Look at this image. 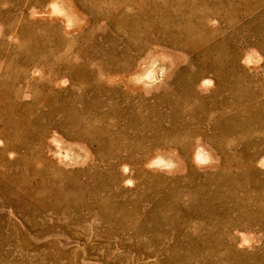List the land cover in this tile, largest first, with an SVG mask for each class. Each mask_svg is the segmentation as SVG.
<instances>
[{
  "label": "rangeland",
  "instance_id": "374dc122",
  "mask_svg": "<svg viewBox=\"0 0 264 264\" xmlns=\"http://www.w3.org/2000/svg\"><path fill=\"white\" fill-rule=\"evenodd\" d=\"M0 264H264V0H0Z\"/></svg>",
  "mask_w": 264,
  "mask_h": 264
},
{
  "label": "water",
  "instance_id": "95a60500",
  "mask_svg": "<svg viewBox=\"0 0 264 264\" xmlns=\"http://www.w3.org/2000/svg\"><path fill=\"white\" fill-rule=\"evenodd\" d=\"M53 6H57V3L54 2ZM70 15V12L65 15V17H68V23L72 22V17ZM174 65L175 62L170 55L164 53L155 55L150 60L145 72L134 75L133 80L147 86H155L171 72ZM54 144H56L58 148L57 156L61 163L76 165L87 160V156L84 152L70 143L55 138ZM199 156H201V154ZM149 165L157 169L175 171L178 169L180 162L171 152H159L151 158Z\"/></svg>",
  "mask_w": 264,
  "mask_h": 264
},
{
  "label": "bare ground",
  "instance_id": "6f19581e",
  "mask_svg": "<svg viewBox=\"0 0 264 264\" xmlns=\"http://www.w3.org/2000/svg\"><path fill=\"white\" fill-rule=\"evenodd\" d=\"M188 1H189V0H188ZM171 2H172V1H171ZM174 2H175V0H174ZM176 2H177V1H176ZM196 2H197V1H196ZM182 3H183V2H182ZM194 3H195V2H194ZM164 4H165V3H164ZM178 4H180V3H178ZM197 4H198V3H197ZM159 5H161V4H159ZM191 5H192V4H191ZM195 5H196V3H195ZM167 6H168V4H167ZM175 6H176V5H175ZM175 6H174V7H175ZM178 6H179V5H178ZM157 7H158V6H157ZM170 7H171V6H170ZM176 7H177V6H176ZM189 7H190V6H189ZM192 7H193V6H192ZM194 7H195V6H194ZM194 7H193V8H194ZM196 7H197V6H196ZM199 7H200V6H199ZM199 7H198V8H199ZM162 8H164V6H163ZM172 8H173V7H172ZM172 8H170V9H172ZM177 8H178V7H177ZM158 9H159V8H158ZM168 9H169V8H168ZM168 9H167V10H168ZM191 9H192V8H191ZM142 10H143V9H142ZM197 10H198V9H197ZM155 11H156V10H155ZM164 11H165V10H164ZM181 11H182V10H181ZM185 11H186V8H185ZM199 11H200V10H199ZM152 12H153V11H152ZM176 12H177V11H176ZM179 12H180V11H179ZM183 12H184V11H183ZM188 12H189V11H188ZM188 12H187V13H188ZM195 12H197V11H195ZM201 12H202V11H201ZM204 12H205V11H204ZM204 12H203V13H204ZM129 13H130V12H129ZM146 13H147V12H146ZM170 13H171V12H170ZM170 13H169V14H170ZM207 13H208V11H207ZM125 14H126V13H125ZM147 14H148V13H147ZM153 14H154V13H153ZM156 14H157V13H156ZM163 14H164V13H163ZM166 14H167V11H166ZM178 14H179V13H178ZM183 14H184V13H183ZM183 14L180 13V16L183 15ZM201 14H202V13H201ZM204 14H206V12H205ZM208 14H210V12H209ZM127 15H128V14H127ZM154 15H155V14H154ZM157 15H158V14H157ZM173 15H174V14H173ZM189 15H191V14H189ZM206 15H207V14H206ZM133 16H134V15H133ZM148 16H149V15H148ZM197 16H198V15H197ZM201 16H202V15H201ZM159 17H160V16H159ZM170 17H171V16H170ZM199 17H200V16H199ZM139 18H140V17H139ZM151 18H152V17H151ZM174 18H175V17H174ZM185 18L187 19L188 17H185ZM201 18H202V17H201ZM203 18H204V17H203ZM120 19H121V18H120ZM122 19H123V18H122ZM143 19H144V17H143ZM157 19H158V18H157ZM161 19H162V18H161ZM161 19L158 20V21H161ZM168 19H170V18H168ZM193 19H194V18H193ZM198 19H199V18H198ZM133 20H134V19H133ZM133 20H131V21H133ZM135 20H136V18H135ZM170 20H171V19H170ZM172 20H173V19H172ZM175 20H176V19H175ZM194 20H195V19H194ZM201 20H202V19H201ZM119 21H120V20H119ZM141 21H142V20H141ZM151 21H152V20H151ZM162 21H163V20H162ZM133 22H134V21H133ZM142 22H143V21H142ZM171 22H172V21H171ZM181 22H182V21H181ZM184 22H185V21H184ZM203 22H204V21H203ZM203 22H202V23H203ZM125 23H126V22H125ZM128 23H129V22H128ZM140 23H141V22H140ZM164 23H165V22H164ZM195 23H196V22H195ZM197 23H198V22H197ZM167 24H168V23H167ZM187 24H188V23H186V25H187ZM143 25H144V24H143ZM145 25H148V24H145ZM168 25H169V24H168ZM177 25H178V24H177ZM182 25H183V24H182ZM203 25H204V24H203ZM128 26H129V25H128ZM128 26H127V27H128ZM134 26H135V25H134ZM134 26H133V27H134ZM154 26H155V25H154ZM180 26H181V25H180ZM180 26H179V27H180ZM127 27H126V28H127ZM131 27H132V24H131ZM143 27H144V26H143ZM147 27H148V26H147ZM128 28H129V27H128ZM135 28H136V27H135ZM144 28H145V27H144ZM164 28H165V27H164ZM169 28H170V26H169ZM180 28H181V27H180ZM182 28H183V27H182ZM195 28H197V27H195ZM136 29H137V28H136ZM136 29H135V30H136ZM142 29H143V28H142ZM165 29H166V28H165ZM170 29H171V28H170ZM178 29H179V28H178ZM185 29H186V28H185ZM201 29H202V27H201ZM183 30H184V29H183ZM186 30H187V29H186ZM197 30H198V29H197ZM148 31H149V30H148ZM165 31H166V30H165ZM169 31H170V30H169ZM187 31H188V30H187ZM192 31H193V30H192ZM127 32H128V31H127ZM135 32H136V31H135ZM143 32H144V31H143ZM143 32H142V33H143ZM149 32H150V31H149ZM185 32H186V31H185ZM128 33H129V32H128ZM139 33H140V32H139ZM187 33H188V32H187ZM193 33H194V32H193ZM196 33H197V32H196ZM133 34H134V33H133ZM179 34H180V31H179ZM206 34H207V33H206ZM206 34H205V35H206ZM139 35H140V34H139ZM145 35H147V34H145ZM176 35H177V34H176ZM181 35H182V34H181ZM187 35H188V34H187ZM192 35H193V34H192ZM197 35H198V34H197ZM197 35H195V36H197ZM132 36H133V35H132ZM136 36H137V35H136ZM202 36H203V35H202ZM133 37H134V36H133ZM188 37H189V36H188ZM191 37H192V36H191ZM179 38H180V36H179ZM184 38H185V37H184ZM198 38H199V36H198ZM208 38H209V37H208ZM176 39H177V38H176ZM194 39H195V38H194ZM203 39H204V38H203ZM177 40H178V39H177ZM191 40H192V39H191ZM206 40H207V38H206ZM179 41H181V40H179ZM185 41H186V40H185ZM199 42H200V41H199ZM201 42H202V41H201ZM203 42H204V44H205L206 41H203ZM184 43H185V42H184ZM187 43H188V42H187ZM185 44H186V43H185ZM189 44H190V43H189ZM198 44H199V43H198ZM188 46H189V45H188ZM192 47H195V45L192 46ZM216 48H217V47H216ZM211 49H212V48H211ZM213 50H214V49H213ZM216 50H217V49H216ZM211 52H212V51H211ZM214 52H215V51H214ZM223 53H224V52H223ZM212 55H213V54H212ZM220 55H221V54H220ZM210 57H211V56H210ZM214 61H215V60H214ZM220 62H221V61H220ZM218 65H219V64H218ZM221 65H222V64H221ZM219 66H220V65H219ZM122 69H123V68H122ZM192 80H193V79H192ZM74 116H75V115H74ZM68 118H69V117H68ZM70 119H71V118H70ZM70 119H69V120H70ZM75 120H76V118H75ZM73 121H74V120H73ZM88 129H89V128H88ZM39 158H40V156H39ZM26 159H27V158H26ZM34 159H35V158H34ZM22 160H23V159H22ZM20 161H21V160H20ZM23 161H24V160H23ZM27 161H28V159H27ZM31 161H32V160H31ZM34 161H35V160H34ZM30 163H32V162H30ZM33 163H35V162H33ZM45 164H46V163H45ZM45 164H44V165H45ZM36 166H37V165H36ZM39 166H43V164H42V165H39ZM37 167H38V166H37ZM47 169H48V167H47ZM47 169H46V170H47ZM30 171H31V170H30ZM30 171H28V172H30ZM39 171H40V170H39ZM42 171H43V170H42ZM52 171H53V169H52ZM31 172H32V171H31ZM48 172H49V171H48ZM36 173H37V171H36ZM10 174H11V173H10ZM18 174H19V172H18ZM21 174H22V173H21ZM31 174H32V173H31ZM42 174H43V173H42ZM36 175H37V174H36ZM40 175H41V174H40ZM50 175H51V174H50ZM26 176H27V175H26ZM30 176H32V175H30ZM15 177H16V176H15ZM33 177H34V176H33ZM37 177H38V176H37ZM52 177H53V176H52ZM17 178H18V177H17ZM35 178H36V177H35ZM55 178H56V176H55ZM8 179H9V178H8ZM33 179H34V178H33ZM38 179H39V178H38ZM47 179H48V178H47ZM9 180H11V179H9ZM9 180H7V181H9ZM15 180H16V179H15ZM24 180H25V179H24ZM35 180H36V179H35ZM44 180H45V179H44ZM19 181H20V180H19ZM19 181H18V182H19ZM30 181L32 182V179H31ZM48 181H49V180H48ZM54 181H55V180H53V182H54ZM40 182H41V181H40ZM7 183H8V182H7ZM25 183H26V182H25ZM28 183H29V182H28ZM41 183H42V182H41ZM46 183H47V182H46ZM54 184H55V183H54ZM5 185H6V184H5ZM13 185H14V184H13ZM18 185H19V184H18ZM24 185H26V184H24ZM32 185H33V184H32ZM43 185H44V184H43ZM47 185H48V183H47ZM51 185H52V184H51ZM11 186H12V185H11ZM20 186H21V185H20ZM28 186H29V185H28ZM45 186H46V185H45ZM48 186H49V185H48ZM23 187H24V186H23ZM45 188H46V187H45ZM47 188H48V187H47ZM51 188H52V187H51ZM6 189H7V188H6ZM17 189H19V187H18ZM11 190H12V188H11ZM14 190H15V189H14ZM31 190H32V189H31ZM8 191H9V190H8ZM12 191H13V190H12ZM14 192H15V191H14ZM30 192H31V191H30ZM34 192H35V191H33V193H31L32 196H33ZM48 192H49V191H48ZM51 192H52V191H51ZM41 193H42V192H41ZM46 193H47V192H46ZM42 194H43V193H42ZM51 194H52V193H51ZM12 196H13V195H12ZM48 196H49V195H48ZM50 196H51V195H50ZM26 197H27V196H26ZM28 197H29V196H28ZM14 198H15V197H14ZM35 199H36V198H35ZM36 202H37V201H36ZM38 203H39V202H38ZM45 205H46V204H45ZM40 206H41V205H40Z\"/></svg>",
  "mask_w": 264,
  "mask_h": 264
}]
</instances>
